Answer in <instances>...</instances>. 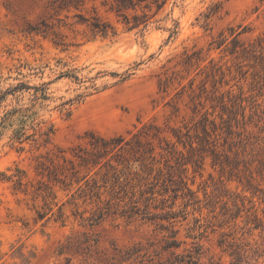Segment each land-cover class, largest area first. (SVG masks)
<instances>
[{
  "label": "rangeland",
  "instance_id": "1",
  "mask_svg": "<svg viewBox=\"0 0 264 264\" xmlns=\"http://www.w3.org/2000/svg\"><path fill=\"white\" fill-rule=\"evenodd\" d=\"M198 251L264 264V0H0V264Z\"/></svg>",
  "mask_w": 264,
  "mask_h": 264
},
{
  "label": "trees",
  "instance_id": "2",
  "mask_svg": "<svg viewBox=\"0 0 264 264\" xmlns=\"http://www.w3.org/2000/svg\"><path fill=\"white\" fill-rule=\"evenodd\" d=\"M199 249L200 248H198V250ZM139 250H140V248H138V247L129 248L122 255V260H130L131 258H138L139 257V254H138ZM197 255L198 256L188 255L189 259L186 260V262L184 261V259H180V257L177 256L174 260H171V261H169L168 263H165V264H198V260H199L198 257L200 255L199 251L197 252Z\"/></svg>",
  "mask_w": 264,
  "mask_h": 264
}]
</instances>
